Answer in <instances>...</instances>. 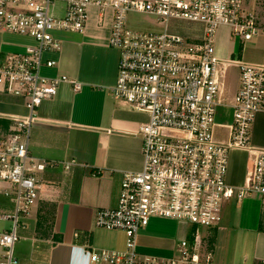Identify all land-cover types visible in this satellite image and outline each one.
Segmentation results:
<instances>
[{
    "label": "built area",
    "instance_id": "2783aa9c",
    "mask_svg": "<svg viewBox=\"0 0 264 264\" xmlns=\"http://www.w3.org/2000/svg\"><path fill=\"white\" fill-rule=\"evenodd\" d=\"M90 6L98 8L100 21L106 10L112 11L109 45L119 51V60L110 94L147 115L138 129L141 168L122 173L116 206L97 209L93 218L96 228L124 232L125 247L90 248V262L212 264L211 254L201 251L199 228L218 225L231 198H257L264 209V148L250 145L254 118L264 112V63L218 57L215 34L226 26L232 36L248 41L264 37V25L244 9L243 0H0V32L31 40L0 56L3 91L22 99L30 111L52 97L61 83L79 91L80 82L64 75L47 77L41 69L55 64L45 54L60 49L53 32L84 31ZM129 12L156 16L164 23L163 32L127 29ZM221 65L238 68L237 90L229 105L220 101ZM219 106L231 109L229 123L215 122ZM32 121V115L16 117L11 132L0 138V195L12 206L10 212H0V219L11 223L0 231V264H20L14 244L20 238V221L38 198L36 172L56 164L29 154ZM217 127L224 129V140L216 136ZM233 148L255 153L239 186L225 179L228 150ZM151 219L185 222L194 230L189 240L176 244L171 257L141 254L136 237Z\"/></svg>",
    "mask_w": 264,
    "mask_h": 264
},
{
    "label": "crops",
    "instance_id": "0c3cea01",
    "mask_svg": "<svg viewBox=\"0 0 264 264\" xmlns=\"http://www.w3.org/2000/svg\"><path fill=\"white\" fill-rule=\"evenodd\" d=\"M111 25L110 9L100 22L98 8L90 6L84 31L58 32L60 49L45 54L55 64L42 67L41 74L74 79L81 83L79 91L61 83L52 97L30 111L22 99L5 93L0 86V138L11 132L16 117L32 115L29 154L56 163L36 172L38 198L28 217L20 221V238L14 244V255L20 264H98L90 262V248L125 247L124 232L93 226L97 209L116 206L122 173L141 168L138 129L147 121L145 113L132 110L109 92L116 80L119 60V51L109 45ZM228 110L230 120L219 124L231 121V109ZM250 145L264 148V144ZM233 151L245 153L246 170L255 153L243 148ZM245 170L241 182L234 186L242 183ZM11 210L8 199L0 195V212ZM43 212L52 215L48 221L51 226L45 231L39 229ZM178 223L151 219L136 237L137 252L173 256L176 244L183 240H178ZM231 224L222 219L204 233L198 231L201 251L211 254L212 264H264V209L260 204L255 218L240 219L233 227ZM10 226L11 223L0 231ZM229 229L234 232L230 234Z\"/></svg>",
    "mask_w": 264,
    "mask_h": 264
},
{
    "label": "rangeland",
    "instance_id": "374dc122",
    "mask_svg": "<svg viewBox=\"0 0 264 264\" xmlns=\"http://www.w3.org/2000/svg\"><path fill=\"white\" fill-rule=\"evenodd\" d=\"M243 6L245 7V10H250L256 16L257 24L264 25V0H244ZM125 19V27L133 31L161 33L164 29V23L154 15L129 12L127 13ZM172 24L174 23L170 24L169 30H172ZM175 25L184 26L185 23H177ZM58 32L66 31H55L53 32V35L56 37ZM177 33L184 35V30L178 29ZM30 42L31 40L24 36L1 33L0 54L15 51L19 45H25ZM214 48L215 54L223 59H235L251 63H264V37H262V35H259L252 40L240 41L237 37L231 35V30L228 29V27L220 26L216 30ZM221 66L220 89L222 95L220 101L223 105H229L233 102V97L237 90L238 68L235 65H229L226 67L224 65ZM228 109V106H220L219 108H216V123L230 120V113ZM215 133L217 137L221 138L224 137L225 131L224 129L217 127L215 129ZM250 143L264 144V113H258L254 118V122L250 130ZM245 157L246 155L243 152L233 151V149L228 150L227 172L225 179L229 185L234 186L241 182L242 175L245 170ZM258 207V201L253 198H247L240 202L231 198L225 202L221 210L222 219H228L231 221L232 224L230 227H233L236 221H240V219L255 218L256 213H258ZM9 225V221L0 220V229L9 227ZM192 229V225L185 222H179L178 240H189L190 231ZM200 230L204 233L208 230V228L201 227L199 228V231ZM233 232V229H229L230 234ZM220 243L221 242L218 240V251L221 254ZM228 243L230 244L229 241ZM2 252L3 249L0 247V254Z\"/></svg>",
    "mask_w": 264,
    "mask_h": 264
},
{
    "label": "trees",
    "instance_id": "16d2710c",
    "mask_svg": "<svg viewBox=\"0 0 264 264\" xmlns=\"http://www.w3.org/2000/svg\"><path fill=\"white\" fill-rule=\"evenodd\" d=\"M50 214L51 213H42V219L43 220H41V223H40V225H39V229L40 230H43V231H45V230H47L50 226H51V223H48V221H50L51 220V216H50ZM55 240H60V237H56V239Z\"/></svg>",
    "mask_w": 264,
    "mask_h": 264
}]
</instances>
